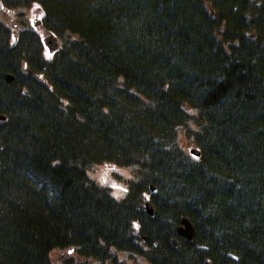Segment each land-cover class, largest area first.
I'll use <instances>...</instances> for the list:
<instances>
[{
	"label": "trees",
	"instance_id": "1",
	"mask_svg": "<svg viewBox=\"0 0 264 264\" xmlns=\"http://www.w3.org/2000/svg\"><path fill=\"white\" fill-rule=\"evenodd\" d=\"M1 3L58 49L0 22V264H264V0Z\"/></svg>",
	"mask_w": 264,
	"mask_h": 264
},
{
	"label": "rangeland",
	"instance_id": "2",
	"mask_svg": "<svg viewBox=\"0 0 264 264\" xmlns=\"http://www.w3.org/2000/svg\"><path fill=\"white\" fill-rule=\"evenodd\" d=\"M42 18L43 15L37 10V8H29L25 10H0V22H2L10 30L11 40H13L12 35L14 32V26L18 27V31L23 29L32 32L35 31L42 37L43 40H45L49 36L45 34L43 28L34 27V21L39 20L42 22ZM42 79L46 81L45 77H42ZM182 145L189 153L192 149H198V147L187 138L182 139ZM88 175L90 179L99 186L108 188L113 197L117 200H122L127 196L129 192V185L133 178L131 170L111 163H106L90 170ZM69 256L70 253L67 251H54L52 254L55 264H64L65 259ZM122 257L124 256L122 255Z\"/></svg>",
	"mask_w": 264,
	"mask_h": 264
},
{
	"label": "water",
	"instance_id": "3",
	"mask_svg": "<svg viewBox=\"0 0 264 264\" xmlns=\"http://www.w3.org/2000/svg\"><path fill=\"white\" fill-rule=\"evenodd\" d=\"M3 9H4V6L1 4V0H0V10H3ZM15 39H16V36H15ZM53 42H55V45H56L55 50H57L58 44L56 43L55 38L53 39ZM13 80H14V77L12 75L8 74L5 76V82L7 84L12 83ZM26 93L27 92L25 91V94ZM5 120H6V118L4 116H0V122H3ZM190 154L196 158H199L202 155L201 151L197 150V149H192ZM151 190H152V192H155V188L153 186L151 187ZM146 211L150 216H152V217L154 216V206L150 202L146 203ZM178 233L182 238H184L188 241H192L194 239V236H195V227L190 220H188L187 218H183L181 220V224H180V228L178 230ZM143 238L145 239V235H143ZM173 242L176 246L178 245L177 240H174Z\"/></svg>",
	"mask_w": 264,
	"mask_h": 264
},
{
	"label": "flooded vegetation",
	"instance_id": "4",
	"mask_svg": "<svg viewBox=\"0 0 264 264\" xmlns=\"http://www.w3.org/2000/svg\"><path fill=\"white\" fill-rule=\"evenodd\" d=\"M34 24H35V28H39V27H42L43 28V31L45 32V34H48L47 33V31L44 29V27H43V24H42V22L41 21H39V20H35L34 21ZM16 28V29H15ZM13 34L15 33L16 35H17V33H19V31H18V27L17 26H14V28H13ZM34 33H37V32H35V31H33ZM13 36V38L12 39H14V40H16L15 39V35H12ZM47 45H46V49H45V53H49V54H52L54 51V49H53V43L52 42H47L46 43ZM14 77V76H13ZM14 81V80H13Z\"/></svg>",
	"mask_w": 264,
	"mask_h": 264
}]
</instances>
